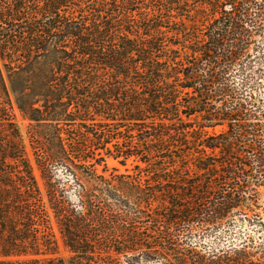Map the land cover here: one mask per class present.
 Returning <instances> with one entry per match:
<instances>
[{
  "label": "trees",
  "instance_id": "obj_1",
  "mask_svg": "<svg viewBox=\"0 0 264 264\" xmlns=\"http://www.w3.org/2000/svg\"><path fill=\"white\" fill-rule=\"evenodd\" d=\"M259 186L264 0H0V264H264Z\"/></svg>",
  "mask_w": 264,
  "mask_h": 264
},
{
  "label": "rangeland",
  "instance_id": "obj_2",
  "mask_svg": "<svg viewBox=\"0 0 264 264\" xmlns=\"http://www.w3.org/2000/svg\"><path fill=\"white\" fill-rule=\"evenodd\" d=\"M17 122H18V125L22 133L25 135L27 122L23 120L18 113H17ZM108 164L111 166L117 165L115 161H108ZM120 170H123V168L120 167ZM252 193H256V195L258 196L257 205L252 206L251 208L254 211L244 210L242 212L249 218L251 225L246 222L242 223L241 221L237 222L236 224L234 223L231 227V232L229 236H231V238H236L237 240H240L241 238H243V235L246 236L247 234H249L251 237L255 239V244L257 245L260 242H264V227L262 230H260L259 227H256L255 224H252L255 222H252L251 220H254L253 214L258 213L261 215V218L264 221V186H259L255 188V191ZM233 218L237 221L239 216L235 215ZM236 225H240L241 229L238 230V228L233 227ZM222 232L223 231H221V228L217 229L215 232L214 231H212L211 233L208 232V235L201 238V240L205 241L208 244H212L214 246H217L218 244L221 245V243L225 244L226 241L223 242V239L220 238V236L222 235L226 236V234H222ZM231 240L232 239H229L228 241H231ZM60 255L63 256L64 258H67L68 256V252L63 246H61L60 248Z\"/></svg>",
  "mask_w": 264,
  "mask_h": 264
}]
</instances>
